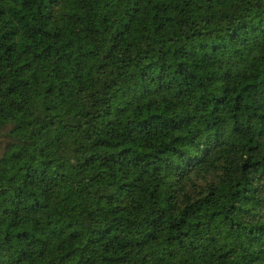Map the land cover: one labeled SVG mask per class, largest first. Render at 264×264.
<instances>
[{
  "label": "trees",
  "instance_id": "16d2710c",
  "mask_svg": "<svg viewBox=\"0 0 264 264\" xmlns=\"http://www.w3.org/2000/svg\"><path fill=\"white\" fill-rule=\"evenodd\" d=\"M0 264H264V0H0Z\"/></svg>",
  "mask_w": 264,
  "mask_h": 264
}]
</instances>
